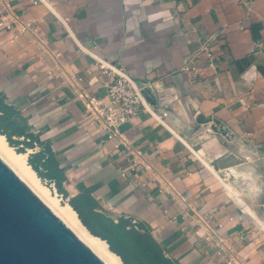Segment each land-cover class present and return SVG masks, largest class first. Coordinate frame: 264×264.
Masks as SVG:
<instances>
[{"label": "crops", "instance_id": "crops-1", "mask_svg": "<svg viewBox=\"0 0 264 264\" xmlns=\"http://www.w3.org/2000/svg\"><path fill=\"white\" fill-rule=\"evenodd\" d=\"M11 1L0 96L50 145L66 203L172 264H264V0ZM206 42L221 68L195 79L182 67ZM99 61L168 100L165 125L141 111L123 127L135 166L87 112L112 79Z\"/></svg>", "mask_w": 264, "mask_h": 264}, {"label": "water", "instance_id": "water-1", "mask_svg": "<svg viewBox=\"0 0 264 264\" xmlns=\"http://www.w3.org/2000/svg\"><path fill=\"white\" fill-rule=\"evenodd\" d=\"M0 264H104L1 158Z\"/></svg>", "mask_w": 264, "mask_h": 264}, {"label": "built area", "instance_id": "built-area-1", "mask_svg": "<svg viewBox=\"0 0 264 264\" xmlns=\"http://www.w3.org/2000/svg\"><path fill=\"white\" fill-rule=\"evenodd\" d=\"M33 2L43 3L44 0H33ZM11 7V0H0V28L11 30L12 26L6 23V13ZM259 46L262 44L259 43ZM221 63L212 44L206 42L193 57L185 61L182 71L192 74L196 79L200 75V70L204 68H208L215 74L218 73ZM98 67L102 73L111 76L112 79L106 85V95L103 98H90L86 109L92 122L103 132L104 140L113 142L115 149L119 152L128 150V141L123 127L132 122L141 111L148 112L165 125L164 119L169 116V112L164 111L159 115L154 107L156 104L166 105L168 100L163 92L156 90L154 83L136 80L122 66L111 65L105 61H99ZM127 154L133 156L129 161L135 166L137 164L135 155L141 156V152L135 154L128 150ZM228 264H232V261L228 260Z\"/></svg>", "mask_w": 264, "mask_h": 264}, {"label": "trees", "instance_id": "trees-1", "mask_svg": "<svg viewBox=\"0 0 264 264\" xmlns=\"http://www.w3.org/2000/svg\"><path fill=\"white\" fill-rule=\"evenodd\" d=\"M0 134L6 136L11 146H21L17 151L19 153H26V150L34 149L36 145H39L41 150L30 154L28 163L40 178H45L54 182L60 193L63 194V196L66 195L64 190L66 176L64 170L60 168L50 145L42 142L39 134L32 132L28 120L12 106L7 105L5 99L1 96ZM70 204L73 206L72 203ZM74 209L79 213L75 207ZM79 218L93 235L102 238L109 244L110 250L120 256L124 264H155V262L151 260V254L156 255L161 264H172L171 261L164 257L159 246L149 236L141 233L125 232L123 222L115 225L113 222L106 219H94L92 221L96 223L95 226L99 229V231H96L85 221L80 213ZM97 222L123 233L124 236L129 239L127 242L131 251L128 250V253H123L118 250L115 247L114 241L104 235L106 233L105 230Z\"/></svg>", "mask_w": 264, "mask_h": 264}, {"label": "bare ground", "instance_id": "bare-ground-1", "mask_svg": "<svg viewBox=\"0 0 264 264\" xmlns=\"http://www.w3.org/2000/svg\"><path fill=\"white\" fill-rule=\"evenodd\" d=\"M30 151V150H28ZM0 158L17 176L103 261L104 264H124L121 257L112 252L109 244L93 235L80 220L69 203H62L58 195L43 184L36 171L28 163V153H19L0 134Z\"/></svg>", "mask_w": 264, "mask_h": 264}, {"label": "rangeland", "instance_id": "rangeland-1", "mask_svg": "<svg viewBox=\"0 0 264 264\" xmlns=\"http://www.w3.org/2000/svg\"><path fill=\"white\" fill-rule=\"evenodd\" d=\"M20 147L21 146L14 147V148L16 149V151H18ZM26 153H28V160H29L30 154L32 153H30V151L28 150H26ZM41 180L43 184L46 185L51 190L52 194L58 195L60 197L61 202L63 204L67 202L66 198H64L63 194L60 193V191L58 190L54 182H51L50 180L45 179V178H41ZM99 225L102 226V228L105 230L106 233L104 232L105 233L104 235L108 238H111L114 241L115 247L118 250H120L123 253H128V250L131 251L128 246V242H127L129 241V239L125 237L123 233L118 232L102 223H99ZM151 260L155 262V264H161L159 263L157 256L154 254H151Z\"/></svg>", "mask_w": 264, "mask_h": 264}]
</instances>
